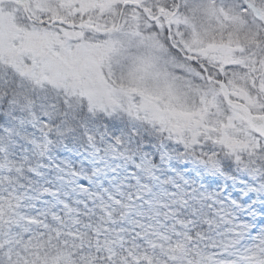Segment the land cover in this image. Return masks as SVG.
I'll return each mask as SVG.
<instances>
[{"label": "snow or ice", "instance_id": "obj_1", "mask_svg": "<svg viewBox=\"0 0 264 264\" xmlns=\"http://www.w3.org/2000/svg\"><path fill=\"white\" fill-rule=\"evenodd\" d=\"M0 264H264V0H0Z\"/></svg>", "mask_w": 264, "mask_h": 264}]
</instances>
